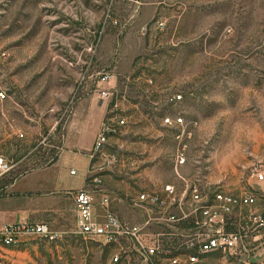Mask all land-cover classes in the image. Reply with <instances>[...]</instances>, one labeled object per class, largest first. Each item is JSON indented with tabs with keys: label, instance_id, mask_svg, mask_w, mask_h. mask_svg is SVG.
Wrapping results in <instances>:
<instances>
[{
	"label": "rangeland",
	"instance_id": "1",
	"mask_svg": "<svg viewBox=\"0 0 264 264\" xmlns=\"http://www.w3.org/2000/svg\"><path fill=\"white\" fill-rule=\"evenodd\" d=\"M3 51L0 153L11 169L0 175L1 202L11 184L57 156L85 99L126 119L93 158L110 166L100 175L123 216L136 215L129 201L143 188L177 182L179 152L184 174L232 192L253 189L252 209L264 212V181L252 177L264 169V0H0ZM105 71L112 95L101 101L96 80ZM177 115L197 122L191 137L163 123ZM111 153L123 163L105 164ZM57 232L6 248L4 264H110L111 250L76 227ZM251 258L264 264V230L263 252ZM236 262L225 252L206 256V264Z\"/></svg>",
	"mask_w": 264,
	"mask_h": 264
},
{
	"label": "built area",
	"instance_id": "2",
	"mask_svg": "<svg viewBox=\"0 0 264 264\" xmlns=\"http://www.w3.org/2000/svg\"><path fill=\"white\" fill-rule=\"evenodd\" d=\"M164 25L159 23V27ZM7 56L5 51L0 52V70ZM112 76L105 71L96 80V91L102 100L112 95L111 89L104 87ZM6 96L0 88V99ZM180 99V93L171 97L173 102ZM163 123L180 126L178 138L191 137L197 124L187 122L181 115L167 116ZM125 124L123 117L106 115L95 140L94 155L104 154L110 136ZM108 162L117 164L123 160L111 153L105 164ZM186 164V156L179 152L177 182L143 188L129 201L136 215L126 217L119 211L121 198L105 187L100 174L93 173L89 178L91 187L74 194L78 213L76 232L107 246L112 252L110 264H132L134 257L139 264H206V256L217 252L230 254L237 264H256L251 256L259 247L254 243L263 244L264 230V212L252 209L257 202L256 193L253 189L232 192L218 184H205L200 178L183 173ZM10 169V161L0 153V175ZM75 172L71 170L72 174ZM252 177L257 184L263 182L264 169L255 167ZM59 235L49 223L26 217L0 222V264H4L2 251L6 248L30 238L53 240Z\"/></svg>",
	"mask_w": 264,
	"mask_h": 264
},
{
	"label": "crops",
	"instance_id": "3",
	"mask_svg": "<svg viewBox=\"0 0 264 264\" xmlns=\"http://www.w3.org/2000/svg\"><path fill=\"white\" fill-rule=\"evenodd\" d=\"M105 116V102L84 99L77 104L59 139L57 156L47 166L16 180L11 184V196L5 202L0 200V222L26 217L47 222L57 231L76 227L78 213L74 194L81 188L91 187L89 178L93 173H102L93 158L95 140ZM108 182L106 178L104 185L110 189ZM15 198L24 200L18 204ZM254 245L263 252L262 242Z\"/></svg>",
	"mask_w": 264,
	"mask_h": 264
}]
</instances>
